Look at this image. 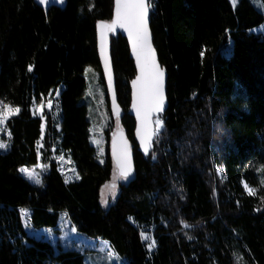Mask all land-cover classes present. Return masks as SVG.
Wrapping results in <instances>:
<instances>
[{"label": "trees", "instance_id": "obj_1", "mask_svg": "<svg viewBox=\"0 0 264 264\" xmlns=\"http://www.w3.org/2000/svg\"><path fill=\"white\" fill-rule=\"evenodd\" d=\"M150 4L168 105L152 151L141 154L127 114L134 64L126 40L111 38L135 171L130 180L117 179L105 205L101 188L114 175L108 149L114 120L106 102L110 118L99 163L89 144L85 70L99 71L105 88L95 25L111 20L113 0H66L63 8L0 0V102L19 109L6 121L9 148L0 152V264H85L79 251L29 236L21 209H29L35 227L56 229L66 215L77 231L107 241L126 264H264V184L256 172L262 168L264 179V11L249 0ZM58 89L57 126L50 112L43 122L32 106ZM54 152L70 156L78 180L65 181ZM39 162L45 170L31 184L19 169Z\"/></svg>", "mask_w": 264, "mask_h": 264}, {"label": "rangeland", "instance_id": "obj_2", "mask_svg": "<svg viewBox=\"0 0 264 264\" xmlns=\"http://www.w3.org/2000/svg\"><path fill=\"white\" fill-rule=\"evenodd\" d=\"M230 1L232 4H235L236 2V0ZM249 1L257 10L264 11L262 0ZM259 31L264 32V24L259 27ZM85 76L87 79V88L85 91L84 100L87 104L88 117L90 121L89 144L95 148L97 161L99 163H103L106 152L105 130L107 129L108 120L110 118L106 105L107 99L104 90L105 88L100 81L99 71L88 67L85 70ZM60 90L61 89H58L55 95L49 97V99L43 103L33 104V114L36 116H41L43 122L45 113L50 112L53 119L56 121V125L58 126L60 121V107L56 101V95L58 96ZM5 106H7V108L18 109L17 107H10L0 102V112L7 110ZM18 111L10 113L4 122L0 123V142L7 145V147L0 149V152H6L9 148L6 121L11 116L16 115ZM157 131L158 130H156V132ZM40 146L41 144L39 143V147ZM53 158L57 162L58 168L66 182L78 180V174L76 172L74 163L68 154L64 152H54ZM21 168H25L29 172L34 173V178L29 179L27 175L20 172L31 184H37V179L41 181V173L44 172L45 165L39 162L35 166H22L20 169ZM256 172L260 174V181L263 185L264 179L262 177V168L258 166ZM116 188L117 177L114 173L112 179L101 188V199L103 204L106 205L109 199L115 195ZM20 217L23 228L29 236L37 239H47L51 244L54 245L56 249L57 246L60 245L65 249L77 250L84 256L85 264H126V261L113 250L107 241L94 238L77 231L64 214H60L56 229L52 227H35L30 221L29 209H21Z\"/></svg>", "mask_w": 264, "mask_h": 264}, {"label": "snow or ice", "instance_id": "obj_3", "mask_svg": "<svg viewBox=\"0 0 264 264\" xmlns=\"http://www.w3.org/2000/svg\"><path fill=\"white\" fill-rule=\"evenodd\" d=\"M47 0H40L41 4ZM63 2V0H61ZM152 5L148 0H116V18L111 24L102 25V28L111 31L117 26L124 28L132 42V50L135 54L137 65L139 67V75L132 81L133 105L137 117L141 121L142 134L140 135V146L144 149L145 154L148 152V145L152 135L156 130L162 127V121L156 119L155 129L149 131V125L152 123L150 117L153 114L160 113L165 103L164 93V70L158 65L154 49L149 39L148 17L149 10ZM104 49V35L101 33V51ZM203 55V53H201ZM107 67V66H106ZM31 71V68H29ZM111 85V78H109ZM115 101V97H113ZM51 103V102H50ZM7 108V106H5ZM18 109L7 108L6 111L0 112V123L10 113L16 112ZM119 119V112H117ZM7 147L6 144L0 142V149ZM113 154L117 157V168L120 177L128 180L133 175V165L130 159L129 145L126 141H121L120 147L113 142ZM155 159V154H153ZM20 172L27 175L29 179L34 178V173L29 172L25 168H21ZM36 183L40 181L37 179ZM115 186V185H113ZM247 188L248 186L245 185ZM251 192V189H249ZM143 236V233L141 234ZM147 239V237H143ZM191 239V237H189ZM151 246V245H150Z\"/></svg>", "mask_w": 264, "mask_h": 264}, {"label": "water", "instance_id": "obj_4", "mask_svg": "<svg viewBox=\"0 0 264 264\" xmlns=\"http://www.w3.org/2000/svg\"><path fill=\"white\" fill-rule=\"evenodd\" d=\"M36 4H38L41 7L48 8L51 6H57L60 8L65 7L66 5V0H47L46 3L41 4L40 0H34ZM150 3L151 0H148ZM116 18V0H113V11H112V18L111 20H98L95 25V31H96V50L99 58V65H100V70L102 74V78L104 81L105 85V91H106V98L109 106V112L110 115L112 116V119L115 121V127L113 128V131L110 135L109 142H108V149H109V155L113 163L114 167V173L117 177V179L121 178L118 168H117V157L116 155L113 154V142L115 141L117 144V147H120L121 141H126L129 145V150H130V159L133 165V175L129 177L128 180H130L134 176V159H133V144L128 138L123 126H122V116H123V110L121 106L118 103L117 100V94H116V83H115V75H114V69H113V62L111 58V52H110V41L111 38H115L118 36L123 37L127 44H128V49H129V57L132 59L134 68H135V75L134 77L130 80L129 82V91H130V103L129 107L127 109V114L131 116L134 119L135 126H134V137L133 140L135 141L137 145V151L140 152L143 155H147L150 153L154 147V140L156 136V131L152 135V138L149 142L148 145V152L145 154L144 149L140 146V135L142 134V127H141V121L136 115L135 109L132 107L133 105V87H132V81L136 79V77L140 74L139 73V67L137 65L136 57L135 54L133 53L132 50V42L131 39L128 36L127 31L124 28H121L117 26L115 29L108 31L104 28H102V25H108L111 24L112 21H114ZM150 22H151V8L149 10V17H148V27H149V39L152 45V48L154 49V54L156 56V60L158 65L164 70V93H165V103L163 106V109L160 113L153 114L150 117V120L152 123L149 125V131H152L155 129V123L154 121L158 119L159 117L163 116L165 114V111L167 109V95H166V82H167V72L166 69L161 65L159 62L158 54L155 49V46L153 44V36L150 28ZM103 32L104 35V49L103 52L101 51V33ZM107 66V67H106ZM109 78H111V85L109 83ZM113 97H115V101L113 100ZM117 112H119V119H117ZM122 179V178H121ZM124 180V179H123Z\"/></svg>", "mask_w": 264, "mask_h": 264}]
</instances>
